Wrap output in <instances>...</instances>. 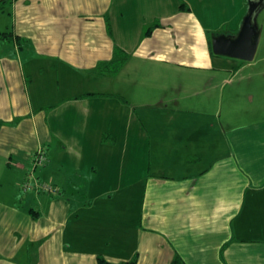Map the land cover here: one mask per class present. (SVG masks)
I'll use <instances>...</instances> for the list:
<instances>
[{"label":"crops","instance_id":"crops-1","mask_svg":"<svg viewBox=\"0 0 264 264\" xmlns=\"http://www.w3.org/2000/svg\"><path fill=\"white\" fill-rule=\"evenodd\" d=\"M249 1L0 0L2 30L14 39V50L0 48L2 125L5 114H17V127L0 126V144L30 134L17 158L30 161L42 149L53 157L45 165L54 162L57 169L68 140L90 148L79 146L75 168L87 155L112 154L99 165H109L107 185L83 182L78 193L69 191L67 170L57 171L51 179L57 195L35 192L23 204L20 223L21 215L11 211L18 224L0 225V264H20L17 254L25 264H97V256L111 264H264V119L205 129L198 114H156L169 111L168 100L180 109L177 85L168 89L144 76L154 68L213 70L229 76L225 85L232 83L241 60L213 54L211 37L237 33ZM19 50L21 59L13 55ZM117 51L126 56L121 70L100 76ZM105 81L110 89H102ZM48 142L54 143L50 150ZM140 147L147 168L157 173L115 182L113 155L130 174ZM117 190L127 198L126 208H117L126 214L121 221L112 200ZM135 191L136 223L129 213ZM120 231L129 237L112 245Z\"/></svg>","mask_w":264,"mask_h":264},{"label":"rangeland","instance_id":"rangeland-1","mask_svg":"<svg viewBox=\"0 0 264 264\" xmlns=\"http://www.w3.org/2000/svg\"><path fill=\"white\" fill-rule=\"evenodd\" d=\"M239 6V1H235L234 7L236 10H239ZM146 7L147 9H150L147 4ZM133 19L137 20L138 17L135 16L133 17ZM257 24L259 25V28L261 30V35L254 60L251 62L238 61L242 64L241 70L238 71L236 76L231 78L232 83L228 85H225L222 82V79L225 77H227L228 79L229 76L213 70H171L170 67L146 70L144 72V76L148 75L150 79L157 80L158 82L155 83L160 82L161 84L168 85L166 86L168 89H171L172 85L176 84L178 89V93L175 94H177L180 109H173L174 103L168 100L164 103V106L167 105L169 111L166 113L164 111V113L162 111H159L156 114H198L197 117L195 116V118H198L197 121L199 122L201 128H204L206 126L205 129L213 125L215 127H227L226 123H230V121H244V123L251 124L254 122H259L260 118L264 119V8L257 15ZM150 25L152 24H147L145 26L146 29ZM4 26L6 27V15L0 12V48L7 47L14 50V39L12 38L10 33H7L8 30H2ZM13 55L21 59L23 53H21V51L19 50L17 54ZM154 72H156V74L159 76L155 77L153 75ZM34 73L40 74L39 70L36 68L34 70ZM110 85H113L111 84V81H105L103 82V84H101V87L102 89L107 90L110 89ZM45 88H47V84H45ZM85 89L86 88L84 87L79 88L80 91H83ZM96 89L100 90V88ZM161 103L163 105V102ZM24 105V113H27L29 108L26 106V104ZM30 108L31 110H34L35 106L33 103L30 104ZM148 112L151 114L152 119L153 117L158 118L156 114L151 113L149 110ZM31 113L32 112H30L29 114ZM16 116L17 114H11L9 118L5 114L4 121L7 122H5L1 128L17 127V123L15 122ZM214 116L218 118L215 123L211 122V120L208 121V119ZM0 120H2L1 117ZM230 125L233 124L230 123ZM218 129L219 128H217V130ZM54 137L55 136L51 137V142H53ZM59 138L63 139V137ZM194 139L199 140L198 138ZM31 141V135L27 134L23 137L22 140L21 136L18 135L17 141L0 144V225L7 223H13L14 225L18 224L14 223L15 217L11 212L13 210L21 215L19 221L20 223L23 220L24 215L23 204L30 201L31 196L36 194L35 192H38L40 194L44 193L57 195V189H50V186L48 185L53 184L51 179L57 174V171H61V173H63L64 170H67V180L68 182H72L73 185L71 186L70 183L71 187L69 191L72 190L73 187L74 192H77L78 189L84 186L83 182H85V184H87L89 188H93V185H107V183L105 182V175L108 173L109 165H105L102 167H99V165L106 164V161L109 162L112 154H107V156H100L94 152L96 155L90 154L85 156L83 159V164L81 166L77 164V169L75 168V163L76 161L78 163V160L80 158L79 146L88 148L89 150L90 148L83 142H81L80 144L79 140H68V148H66L64 151L63 149H61L60 154L58 153V151L56 152L60 155V159L58 160H60L63 164V167L57 169L54 162L50 167L49 165H45L47 164L48 159L49 161L51 160V158L53 159V157L49 158V155H46L48 157L47 159H44V161L46 162L42 163L43 165H35V155L30 161L19 159V152L23 157L21 147H26L31 143ZM60 142L63 143L64 141L60 140ZM167 143L174 142L169 139ZM4 145L6 146L4 147ZM48 145V149L50 150L51 147L54 146V143L49 144L48 142ZM84 153L85 152H83V155ZM146 155L147 152L143 150L142 147L137 150L133 161V167L130 168V174L128 172V169H124V167L119 163V160H116L113 155V166L111 168V172H113L112 176L114 178V181L120 182L123 179L124 175H129L134 179L138 178V176L140 175H145L147 172L149 175L157 173L154 168H147L146 163L148 162V158ZM100 160H102V163L99 162ZM124 163H127L126 160L123 162V164ZM100 169L101 174L98 172ZM59 177L60 176L58 174L57 179H59ZM124 183L126 182L119 184ZM54 184H56V182H54ZM56 185L61 186L59 183H57ZM129 189H133L134 191L135 188L131 187ZM77 193H74V195H77L78 197L79 195ZM123 193L125 192L117 190L114 198L112 199L113 203L115 204L114 207L116 209V219L118 221H121V219H125L126 216V214H123V210L120 211L117 209L123 207V205L121 206L120 204H127V198L124 199V195H122ZM132 194L130 195L129 200V204H131L129 206V209H131L129 213L134 211L132 216L134 215L136 223L138 212V209L136 208L139 207V199H137L138 193L136 191ZM39 198L43 197L40 196ZM7 218H9V220H7ZM125 226L129 229V224L127 221L125 222ZM84 233L87 236H92L95 234L94 232L90 231H85ZM115 236L116 239L114 237L110 239V243H113L112 245H115V242H117L118 240H123L129 237V233L120 231L119 235L115 234ZM129 240H131V237ZM112 245L110 246V250L113 249ZM20 257V254H17L13 257V259L15 261H18V263L20 264H25L24 262H22ZM1 264H3V262H1Z\"/></svg>","mask_w":264,"mask_h":264},{"label":"water","instance_id":"water-1","mask_svg":"<svg viewBox=\"0 0 264 264\" xmlns=\"http://www.w3.org/2000/svg\"><path fill=\"white\" fill-rule=\"evenodd\" d=\"M262 5L263 0L249 1L246 15L234 35L212 36L211 49L213 54L244 62L253 61L261 35V30L257 24V15Z\"/></svg>","mask_w":264,"mask_h":264},{"label":"trees","instance_id":"trees-1","mask_svg":"<svg viewBox=\"0 0 264 264\" xmlns=\"http://www.w3.org/2000/svg\"><path fill=\"white\" fill-rule=\"evenodd\" d=\"M146 34L148 35L149 32H146ZM116 55L117 56L115 57V59L113 61L104 63L103 66H102L103 68L99 69L100 70L99 71L100 76H104L105 74H107V75L117 74L121 70V67L123 66L124 60L126 59V56L123 55L121 51H117ZM1 125H2V122L0 121V126ZM38 152L42 154V156L44 157V159H47V156H46L45 151H43L41 149ZM38 152H36L34 154L35 157L38 154ZM44 162H46V161H43V163ZM48 185L50 186V189H56L55 186L50 185V184H48ZM97 264H111V263H109L108 261H106L101 256H97ZM122 264H136V262L133 260L131 262H128V263L125 262V263H122Z\"/></svg>","mask_w":264,"mask_h":264},{"label":"built area","instance_id":"built-area-1","mask_svg":"<svg viewBox=\"0 0 264 264\" xmlns=\"http://www.w3.org/2000/svg\"><path fill=\"white\" fill-rule=\"evenodd\" d=\"M34 158H36V163H35V165H42V163H43V161H44V157L42 156V154L41 153H39L38 152V154L36 155V157H34Z\"/></svg>","mask_w":264,"mask_h":264}]
</instances>
